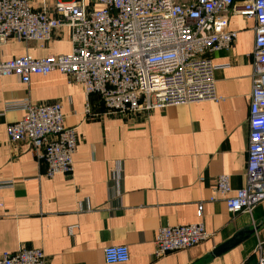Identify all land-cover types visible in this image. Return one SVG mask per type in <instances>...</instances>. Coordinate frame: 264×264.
<instances>
[{
    "label": "crops",
    "instance_id": "obj_1",
    "mask_svg": "<svg viewBox=\"0 0 264 264\" xmlns=\"http://www.w3.org/2000/svg\"><path fill=\"white\" fill-rule=\"evenodd\" d=\"M28 1L34 11L52 16L57 2L77 0ZM81 2L98 7L94 0ZM254 25L228 16L236 41L210 54L217 66V102L123 117L106 112L98 96L86 98L81 85L58 71L32 75L28 85L15 76L0 78V182L12 181L10 188H0V256L39 248L45 264H106L104 248L125 245V264H264V201L251 213L235 214L224 201L244 185ZM71 49L70 31L62 27L43 47L10 38L0 58H41ZM24 99L35 106L61 104L77 143L71 174L45 176L46 165L27 143L9 142L6 127L23 113L5 112V104ZM220 175L229 178L226 194L216 191ZM199 221L209 234L206 241L153 255L159 228Z\"/></svg>",
    "mask_w": 264,
    "mask_h": 264
},
{
    "label": "built area",
    "instance_id": "obj_2",
    "mask_svg": "<svg viewBox=\"0 0 264 264\" xmlns=\"http://www.w3.org/2000/svg\"><path fill=\"white\" fill-rule=\"evenodd\" d=\"M97 8L81 0L57 2L54 13L34 11L28 0H0V50L10 39L36 42L41 47L62 27L70 31L68 54L34 58L23 55L0 58V78L15 76L28 85L32 75L58 71L82 86L84 95L98 96L106 112L137 115L170 106L217 102L210 54L232 47L237 33L228 27V16L255 22L251 58L249 136L244 185L227 197L230 214L252 210L264 201V0H94ZM5 112L23 117L6 127L12 143H27L45 176L73 172L77 143L58 102L33 105L28 99L5 104ZM85 113L90 115L86 105ZM12 181L0 182L10 188ZM216 191L230 192L229 178L216 179ZM2 205L0 204V207ZM196 216H203L198 204ZM209 238L202 222L158 229L153 255L194 247ZM106 264H125V245L103 250ZM0 264H45L39 248H24L0 256ZM263 264V260L259 261Z\"/></svg>",
    "mask_w": 264,
    "mask_h": 264
}]
</instances>
